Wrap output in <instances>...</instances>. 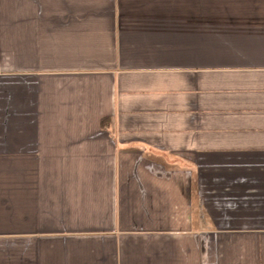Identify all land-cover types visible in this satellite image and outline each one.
Instances as JSON below:
<instances>
[{
  "label": "crops",
  "instance_id": "crops-1",
  "mask_svg": "<svg viewBox=\"0 0 264 264\" xmlns=\"http://www.w3.org/2000/svg\"><path fill=\"white\" fill-rule=\"evenodd\" d=\"M0 264H264V0H0Z\"/></svg>",
  "mask_w": 264,
  "mask_h": 264
}]
</instances>
